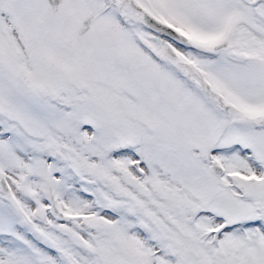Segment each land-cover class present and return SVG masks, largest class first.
I'll list each match as a JSON object with an SVG mask.
<instances>
[{"label": "snow or ice", "instance_id": "6c2138e0", "mask_svg": "<svg viewBox=\"0 0 264 264\" xmlns=\"http://www.w3.org/2000/svg\"><path fill=\"white\" fill-rule=\"evenodd\" d=\"M0 264H264V0H0Z\"/></svg>", "mask_w": 264, "mask_h": 264}]
</instances>
